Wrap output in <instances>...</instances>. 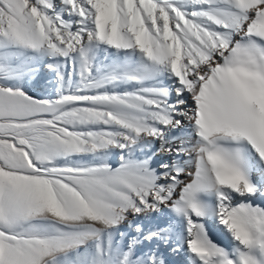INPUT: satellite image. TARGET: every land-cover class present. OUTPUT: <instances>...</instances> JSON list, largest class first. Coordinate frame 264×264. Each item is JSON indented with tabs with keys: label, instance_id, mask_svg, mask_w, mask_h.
<instances>
[{
	"label": "snow or ice",
	"instance_id": "obj_1",
	"mask_svg": "<svg viewBox=\"0 0 264 264\" xmlns=\"http://www.w3.org/2000/svg\"><path fill=\"white\" fill-rule=\"evenodd\" d=\"M181 250L264 264V0H0V264Z\"/></svg>",
	"mask_w": 264,
	"mask_h": 264
},
{
	"label": "bare ground",
	"instance_id": "obj_2",
	"mask_svg": "<svg viewBox=\"0 0 264 264\" xmlns=\"http://www.w3.org/2000/svg\"><path fill=\"white\" fill-rule=\"evenodd\" d=\"M43 83H45V81H43ZM159 147V142H157V144L155 145V149L158 150ZM159 155L162 154L158 153V158ZM256 203L260 204L261 201L257 200ZM208 227L210 229L209 234L216 243L220 244L221 246H228V244L230 243V239L220 226L215 225L211 221H209ZM168 259L171 264H187V254L183 250H181V252L177 254H171L170 256L168 255Z\"/></svg>",
	"mask_w": 264,
	"mask_h": 264
},
{
	"label": "rangeland",
	"instance_id": "obj_3",
	"mask_svg": "<svg viewBox=\"0 0 264 264\" xmlns=\"http://www.w3.org/2000/svg\"><path fill=\"white\" fill-rule=\"evenodd\" d=\"M40 87L46 89L47 92H51L53 90V88H54V84H47L46 81H45V83H43V81H42Z\"/></svg>",
	"mask_w": 264,
	"mask_h": 264
}]
</instances>
